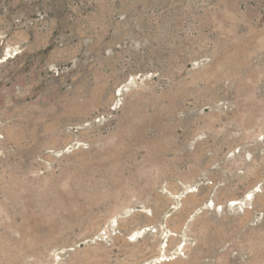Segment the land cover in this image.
Instances as JSON below:
<instances>
[{
    "label": "rangeland",
    "instance_id": "374dc122",
    "mask_svg": "<svg viewBox=\"0 0 264 264\" xmlns=\"http://www.w3.org/2000/svg\"><path fill=\"white\" fill-rule=\"evenodd\" d=\"M0 264H264V0H0Z\"/></svg>",
    "mask_w": 264,
    "mask_h": 264
}]
</instances>
